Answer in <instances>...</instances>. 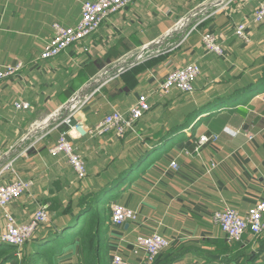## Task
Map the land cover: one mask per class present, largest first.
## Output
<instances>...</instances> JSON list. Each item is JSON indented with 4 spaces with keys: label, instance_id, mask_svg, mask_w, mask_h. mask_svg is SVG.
Segmentation results:
<instances>
[{
    "label": "crops",
    "instance_id": "0c3cea01",
    "mask_svg": "<svg viewBox=\"0 0 264 264\" xmlns=\"http://www.w3.org/2000/svg\"><path fill=\"white\" fill-rule=\"evenodd\" d=\"M84 1L93 0H0V68L22 65L15 75L0 81V158L3 163L12 161L10 169L1 173L0 185L16 179L32 183L30 191L7 210L24 224L38 206L61 205L81 192L90 194L122 180L106 198L105 209L111 213V206L118 204L134 210L137 218L122 226L107 221L102 246L108 264L117 255L133 264H146L132 249L136 237L152 234L170 241L152 264H264V231L258 236L245 234L241 243L230 244L212 219L225 207L244 217L264 200V91L203 114L176 133L172 131L187 113L177 109L175 98L180 92L172 90L164 96L157 92L168 73L187 64L201 68L195 88L200 80L206 86H223L202 102L228 95L264 75V24L250 21L264 0H226L211 7L208 4L218 0H135L107 17L80 44L57 57L41 59L53 35L52 25L75 27ZM200 9L186 26L175 28ZM242 22L247 23V43L234 32ZM204 33L217 36L224 56L203 49ZM148 45L152 50L145 60L104 87H96L75 113V121L93 127L114 111L128 114L140 96L151 105L123 137L106 134L74 141L85 163L84 179L77 180L64 158L48 154L64 126L50 125L24 140L34 125L62 108L103 68ZM231 77L239 85L228 91L225 85ZM15 101L29 103L30 108L16 110ZM236 130L239 135H232ZM250 133L253 138L248 140ZM201 134H217L218 139L197 153ZM4 231L0 209V236ZM77 243L63 248V258L77 251ZM73 257L66 264H80V258Z\"/></svg>",
    "mask_w": 264,
    "mask_h": 264
},
{
    "label": "built area",
    "instance_id": "2783aa9c",
    "mask_svg": "<svg viewBox=\"0 0 264 264\" xmlns=\"http://www.w3.org/2000/svg\"><path fill=\"white\" fill-rule=\"evenodd\" d=\"M135 0H93L84 1L81 6L80 21L75 27H64L61 24L52 25V38L46 43L41 59H51L57 57L71 46L80 44L85 38L89 37L101 25V23L111 14H114L121 9L127 7ZM223 2L226 0L212 1L208 6L214 3ZM202 12V9L196 13L188 15L182 19L186 20L184 26L190 18L196 17ZM250 21L254 24H261L264 22V3L259 5L253 12ZM178 23V24H179ZM177 24V25H178ZM183 26V27H184ZM247 23L242 22L235 26V36L242 42L249 41L248 32H246ZM203 49L208 54L216 55L219 57L224 56L225 52L222 49L217 36L213 33H204L201 36ZM152 46L148 45L138 52L129 53L113 63L111 66L103 68L93 77L89 82L82 85L81 88L69 99L59 110L53 112L47 120L43 123H38L28 132L24 140L28 141L29 138L36 134L38 131L43 132L48 126L53 125V129L64 128L58 133L57 140L49 148L48 154L54 158H64L72 172H74L77 180L81 181L86 177L85 163L75 151L74 141L84 136H102L106 134H115L117 137H123L126 133L133 130L136 123L140 118L146 114L151 105L145 96H140L136 103L130 108L128 114L122 115L114 111L105 115L100 122L93 127H86L81 121H75V113L84 105V103L96 93V87H104V85L111 82L113 79L125 73L129 67L145 60L151 52ZM21 64L4 66L0 68V81L10 78L15 75L20 68ZM201 73V68L196 64H187L175 69L168 73L163 82L157 89L160 96L169 94L172 90L182 92L185 94H192L195 91V83ZM93 90V91H92ZM14 108L19 111H28L30 108L29 103L23 101L13 102ZM240 131H232L234 136L239 135ZM248 140L253 138V135L247 134ZM218 135H205L199 136L195 151L199 153V149L210 142H216ZM33 144H30L26 149L28 150ZM12 161L2 162L0 158V175L2 172L10 169ZM171 167L176 169L177 166L174 162ZM31 181H24L22 179L13 180V182L0 185V209L3 210V218L5 231L0 236V242L5 243L12 247H22L30 242L38 229L43 226L49 218V207L46 205L38 206L34 211L31 219L24 224L16 222L15 218L7 210V206L14 200L24 196L30 191ZM110 222L113 226H122L136 220L137 214L134 210H130L121 205L115 204L111 208ZM264 200L256 203L247 212L246 216L242 217L239 213L230 207H225L222 210L215 212L212 215L214 223L219 226L220 230L226 236V240L230 244L241 243L245 234L258 236L264 231ZM170 246V241L157 234H152L149 237L138 236L133 244V255H140L143 257V262L152 264L159 254ZM110 264H133L125 261L121 256L113 257ZM135 264V263H134Z\"/></svg>",
    "mask_w": 264,
    "mask_h": 264
},
{
    "label": "trees",
    "instance_id": "16d2710c",
    "mask_svg": "<svg viewBox=\"0 0 264 264\" xmlns=\"http://www.w3.org/2000/svg\"><path fill=\"white\" fill-rule=\"evenodd\" d=\"M264 91V75L255 81L248 82L240 87L232 90L228 95L216 96L211 100H206L197 106L187 110L184 114L183 120L180 126L176 127L177 131H181L195 123L199 116L203 114H211L216 110L231 106L232 103H242L247 101L250 95L257 94ZM180 94H184L180 92ZM122 180H118L119 182ZM113 184L106 185L99 188L97 191L87 194L84 196L78 207L73 212L72 216L69 217L63 225L56 227L54 230L48 231V234L44 236H38L32 243L31 246L35 249H44L47 252L50 250H63L66 245L79 242L80 248L83 252V258L79 259L80 264H108L107 256L103 250L104 233L107 226L106 215L101 216L100 213L105 214V200L110 193L117 187ZM94 210H96L93 221H88V224L80 221L85 215L90 216ZM102 218V219H101ZM109 220V218H108ZM92 221V222H91ZM89 224H91L89 226ZM93 227V231H91ZM36 234V233H35ZM16 248L15 246H9L5 243L0 242V264H8L17 260V255L10 254V249ZM61 252L59 254H61ZM37 253V252H34ZM34 261L29 258L23 264H32Z\"/></svg>",
    "mask_w": 264,
    "mask_h": 264
},
{
    "label": "rangeland",
    "instance_id": "374dc122",
    "mask_svg": "<svg viewBox=\"0 0 264 264\" xmlns=\"http://www.w3.org/2000/svg\"><path fill=\"white\" fill-rule=\"evenodd\" d=\"M263 23L261 24H257V25H263ZM187 28V27H186ZM250 42V41H248ZM228 84H226L225 86L228 87V91H231V89L235 88V86L239 85V83H236L237 81H235L234 78L231 77V79H229ZM206 83H202V80L199 81V83L197 84L196 88H195V92H193L192 94H178L176 95L175 101H177V109H179L180 111H187L190 110L191 108L197 106L200 102H202L205 97L209 96L211 93H216L217 91V87H223L222 84H210L208 86H206ZM213 87V89L204 92L207 88L209 87ZM35 135V134H33ZM88 193V191L81 192V194L78 197L75 198H69L67 199L64 204L59 205L58 203H52L51 205H47L49 207V218L48 221L39 229V231L42 232V234H44V232H46L45 234H48V231L50 230H54L56 227L60 226L61 224H63L62 222H64L67 218H69L70 216H72L73 212L76 210V208L78 207L77 205L80 203L81 199L86 196ZM58 209V210H57ZM60 211V212H59ZM96 210H94V212L88 216L85 215L82 217V220L80 221V223L82 224L83 221H85L88 224V221L92 220L94 218ZM101 216L106 215V221H108V218H110L111 213H109L108 211L105 212V214L100 213ZM102 219V218H101ZM91 221V222H92ZM91 224H89L90 226ZM93 231V227L91 228ZM38 231V232H39ZM36 232V234L38 233ZM40 232V233H41ZM36 234L34 235V237L31 238L30 242L26 243L25 245H23L22 247H16L13 249H10L9 251L11 252L10 254H14L17 255V260L8 263V264H23L25 261H27L29 258H31L34 262L32 264H66L67 261H70L72 258L74 259L73 256H78L79 258H83V252L80 248V244L79 242L77 243V251L75 253H71L69 255H66L65 258H63L64 256H62V254L60 255L59 253L61 252V250H50V252L44 249H35L34 247L31 246V243L40 235L36 236ZM37 252V253H34ZM62 253V252H61ZM60 255V256H59Z\"/></svg>",
    "mask_w": 264,
    "mask_h": 264
},
{
    "label": "bare ground",
    "instance_id": "6f19581e",
    "mask_svg": "<svg viewBox=\"0 0 264 264\" xmlns=\"http://www.w3.org/2000/svg\"><path fill=\"white\" fill-rule=\"evenodd\" d=\"M186 23V20H183L182 22H180L175 28L176 29H179V28H182L184 26V24ZM48 119V118H47ZM46 119V120H47Z\"/></svg>",
    "mask_w": 264,
    "mask_h": 264
},
{
    "label": "water",
    "instance_id": "95a60500",
    "mask_svg": "<svg viewBox=\"0 0 264 264\" xmlns=\"http://www.w3.org/2000/svg\"><path fill=\"white\" fill-rule=\"evenodd\" d=\"M14 254H15V253H14ZM14 254H13V255H14Z\"/></svg>",
    "mask_w": 264,
    "mask_h": 264
}]
</instances>
